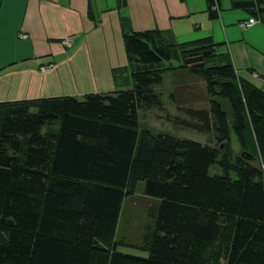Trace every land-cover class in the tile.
<instances>
[{"label": "trees", "instance_id": "16d2710c", "mask_svg": "<svg viewBox=\"0 0 264 264\" xmlns=\"http://www.w3.org/2000/svg\"><path fill=\"white\" fill-rule=\"evenodd\" d=\"M206 4L214 18V0ZM232 5L264 12V0ZM122 41L130 88L0 102V264H264V92L239 80L209 39L176 47L156 29H124ZM175 68L204 83L207 107L185 108L190 121L178 123L210 145L138 120L162 107L152 86ZM231 133L241 149L233 157ZM137 180L156 200L142 204L152 220L145 255L114 240Z\"/></svg>", "mask_w": 264, "mask_h": 264}, {"label": "crops", "instance_id": "0c3cea01", "mask_svg": "<svg viewBox=\"0 0 264 264\" xmlns=\"http://www.w3.org/2000/svg\"><path fill=\"white\" fill-rule=\"evenodd\" d=\"M216 1L210 18L206 0H0V102L130 88L124 29H156L176 47L209 39L239 80L264 92V12ZM184 70L169 71L185 80Z\"/></svg>", "mask_w": 264, "mask_h": 264}, {"label": "rangeland", "instance_id": "374dc122", "mask_svg": "<svg viewBox=\"0 0 264 264\" xmlns=\"http://www.w3.org/2000/svg\"><path fill=\"white\" fill-rule=\"evenodd\" d=\"M170 63L175 64L176 61L165 62L164 65L167 66ZM177 73H180L186 79H177L176 74L169 70L162 73L160 84L152 86L154 92L160 95L162 107L138 111V120L153 134L164 133L176 138L191 139L210 145L212 144L211 136L178 123L181 119L190 121L184 113L185 108L207 107L204 83L201 78L192 75L187 70ZM69 85L71 84L69 83ZM82 97L83 95L77 97V99H82ZM218 101L222 109L226 111L228 118H231L230 106L227 100L218 99ZM230 148L232 157L241 154L239 143L233 133L230 134ZM253 162L257 164L255 160ZM208 172L218 174L220 170L215 165H211ZM143 188L144 182L137 180L133 195L126 196L122 200L114 232V240L118 243L117 249L136 255H145V252L140 249L146 244L152 223L142 204L156 201L145 196Z\"/></svg>", "mask_w": 264, "mask_h": 264}, {"label": "built area", "instance_id": "2783aa9c", "mask_svg": "<svg viewBox=\"0 0 264 264\" xmlns=\"http://www.w3.org/2000/svg\"><path fill=\"white\" fill-rule=\"evenodd\" d=\"M215 1L216 0H214V6L212 7L213 9H216V3H215ZM253 23H254V19L252 17H249V18L243 20L242 22H240L239 24L242 27H247V26H250ZM70 42H71V39L69 37H67V38H65L63 40V44L66 45V46H68L70 44ZM49 66H50L49 64L42 65V66H40V70H42V71L43 70H46V69H48Z\"/></svg>", "mask_w": 264, "mask_h": 264}]
</instances>
